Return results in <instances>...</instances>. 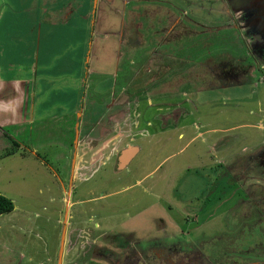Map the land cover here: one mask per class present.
I'll use <instances>...</instances> for the list:
<instances>
[{"label": "rangeland", "instance_id": "obj_1", "mask_svg": "<svg viewBox=\"0 0 264 264\" xmlns=\"http://www.w3.org/2000/svg\"><path fill=\"white\" fill-rule=\"evenodd\" d=\"M82 1L40 0L39 8L48 3L43 8L51 10L53 3L57 4L59 19L55 21L53 31L50 29L48 34L44 31L45 35L41 36V64L35 76L30 60L34 54L31 42L35 37L31 31L26 32L24 24L34 26L39 18L35 11L29 16L19 11L22 16L18 17L15 10L11 11L15 8L14 0H0L1 93L16 101L35 88L45 92L43 96L39 94V104L50 98L66 102L48 105L45 112L44 108L36 107L32 111L35 126L19 122L14 110H0V121L6 126L4 132H0V194L10 198L15 205L12 213L0 217V264H68L70 261L69 264H87L77 255L66 253L61 262L70 202L74 204L70 209L72 213L99 215L103 227L102 243L108 249L113 248L114 244L108 238L114 236V232L134 234V240L142 242V246H147L150 241L151 244L164 242L167 249H152L150 264H178L180 257L170 256L169 248L180 241L177 245L195 240L194 252L206 262L202 255L208 252L210 243L201 242L212 241L219 243V247H226V235L233 232L240 212L239 209L236 212L239 197L247 201L252 196L264 211L261 168L246 171L249 164H255L254 158L264 152V70L254 71L255 67L241 70L238 83L227 79L221 81L203 66L210 57L216 64L252 60L247 56L251 51L242 49L244 34L228 26L231 23L228 16L220 12L225 7L217 0L210 3L192 0L195 6L190 8L194 9V15H206L211 20H198L204 27L196 24L197 19L192 23L178 9L174 11L178 17H183L192 32L185 37L179 34L166 40L165 45L161 44L160 50L166 55L161 56V66L166 68L157 78L151 75L156 72L155 66L127 70L125 50L119 59L115 33L122 19L113 11L109 17L99 13L94 19L95 25L91 21L90 27L82 12L88 8V2L81 8ZM162 1L173 7L182 4L178 0ZM2 5H6L4 9ZM72 7L79 10L71 16L66 15V24L62 23L64 11H72ZM179 7L190 9L185 3ZM5 11L12 13L10 19L13 21L10 22L13 23L6 25ZM151 19H146L149 23L140 31L147 53L136 52L145 58L153 53L158 36L163 35L162 32L155 33L160 27ZM66 26L71 30H65ZM90 47L92 50L87 52ZM24 61L27 63L22 64ZM117 63L121 64L120 68ZM123 79H127L126 84L132 83V98H140L136 112L127 119L115 117L114 131L108 136H97L103 138V144L97 145L98 150H93L92 157L101 162L113 158V148L129 145L132 146L119 151L124 152L122 162L132 154L138 156L127 170L117 173L114 157L109 163L101 164L90 179H77L69 201V172L61 169L59 174L35 154L53 165L65 148L70 150L71 156L73 150L68 144L66 147L67 135L59 124L66 123L65 110L76 101H83L84 85L89 82L92 88L87 94L96 99L97 110H103V91H110L111 84L121 85ZM231 81L234 82L227 84ZM30 110L28 104L23 105L22 115H30ZM14 140H19L23 146L13 145ZM107 145L110 147L105 149ZM135 145L140 147L139 152ZM243 173V181H235L238 186L231 190L217 182L216 177L221 174L222 178L232 181ZM241 185L243 188L238 192ZM115 191L118 193L114 196ZM90 199L96 201L88 202ZM246 206L242 212L247 215ZM245 225L252 226L247 222ZM181 255L188 258L184 253ZM102 264L109 263L104 260Z\"/></svg>", "mask_w": 264, "mask_h": 264}, {"label": "flooded vegetation", "instance_id": "obj_2", "mask_svg": "<svg viewBox=\"0 0 264 264\" xmlns=\"http://www.w3.org/2000/svg\"><path fill=\"white\" fill-rule=\"evenodd\" d=\"M178 1H180V3L182 4L185 3L188 8L195 6V2H193L192 0ZM85 2H88V8L83 9L82 12L84 13V17L89 19V25L91 24V21H93L95 25L96 20L94 19L98 18L99 13H101L102 15L106 13L109 17L111 15V12L113 11L116 17L122 19V24L119 27L117 33H115L119 59L122 58V54H124L123 50H125L126 60H128V63H125V67L127 70H130V68H134V70H143L144 68L146 69L155 66L156 72L151 74L154 78L160 76V71L166 68V66H161V64H163V59L161 58V56H166L165 53H162L160 50L162 49L161 44L165 45L166 40L169 41L179 36V34H182L181 36L185 37L189 32H192V30L187 27L186 22L183 20V17H178L174 11L178 9V11L181 12L180 14H183L185 17H187L188 20H190V22L192 23H194V20L197 19L196 24L201 27H204V25L198 20L201 19L203 21H211L206 15L202 17L197 14L194 15V9L192 8L184 10L183 8L179 7L182 4L173 7L171 4L168 5L163 1L161 2V0H84L81 2L82 4H80L81 8L84 6ZM210 2H214V0H207V3ZM217 2L225 7V9L220 12L228 16L229 21L231 22L228 23V26L231 29L237 30L244 34L243 38L245 39V45L244 47H242V49L247 48L251 51L250 53L252 56L247 54L246 55L249 56L252 60L248 61L247 63H243V61L239 59L236 64L232 62L216 64L212 60V57H210L208 58L207 62H203L202 64L203 66H206L208 70L210 69L212 75L217 76V78H221V81L227 79V81L235 80L239 83L241 70H245L251 67H255L253 69L254 71L264 70V35L262 36L257 34L255 32L256 28L254 27V29L253 27H251L254 22L253 18L255 16L253 13L239 12L237 14H233L228 6V0H217ZM163 6H166V8H163ZM71 9L72 11L68 10L69 12L67 11V14L71 12H77V10H79L78 8L76 10L73 7ZM191 15L193 19L191 18ZM128 16H130V19H127ZM151 16L153 17L152 19ZM148 17L149 20L151 19V21H156L158 26L160 27V31L155 33L161 34L162 32L163 35L158 36L156 44L157 47H153L152 54H148V56L145 58L143 54L139 56V54L137 53L139 56L137 57V51L147 53L143 48L145 44L140 31L145 30L147 24L149 23V21H146ZM168 23L169 26L167 27ZM240 48L241 44L239 49ZM118 62L121 63L120 60ZM120 66L121 64L117 63V68H120ZM139 72L140 71H138L136 74H138ZM158 79L160 80V78ZM123 80V83L121 85L118 83H114V85L111 84L110 91H103V96L101 97L103 110L98 111L96 99L93 98V95L90 96L87 94V90L92 88L91 82L84 85L85 91L83 101H76L73 106H70L68 109H66L65 117H67V119L64 121L66 123L64 125L62 123H58L63 126L64 134L67 135L64 140L66 147L68 144L70 145L69 147L71 148V150H73L71 156L68 153V151L70 150L65 148V152H62L60 154L58 161L55 165H53L52 162L50 163L46 160V158L40 156L38 153H34L35 156L42 162H44L46 166L54 169L59 174L61 169H63V171L69 172V175L71 177V184L68 188L69 201L75 181L81 178H84L85 180L90 179L94 175V173L97 172L101 164L104 165L105 162L109 163L110 158H112L108 157L100 162L99 160H96L92 157V155L95 154L94 152L98 150L97 145L103 144V138L97 136L99 134H105V136L110 135L114 131L113 122L116 121V118L127 119L129 117H133L136 112L135 106L139 104L140 98H132L133 94H131L130 90V85L132 83L130 81L128 82V84H126L127 79ZM245 80H247V77ZM233 82L234 81H231L227 84H231ZM163 83L166 84L165 81ZM118 88H120L119 91L116 90ZM85 92L88 95V102L87 99H85L87 98ZM108 94L109 98L107 97ZM124 97H127V99H124ZM136 127L137 125L135 124L134 128ZM111 143L113 144L114 142L112 141ZM131 146L132 145H129L128 147ZM108 147L110 146L107 145L104 148L107 149ZM128 147H124L122 149L119 147L113 148V158L116 157L114 169L117 173L121 170H127L132 161H134L135 157L138 156L137 154L134 157L128 158L126 162H122L121 156L124 152L119 153V151H124L125 149H128ZM134 147L138 149V152L140 151V147H138L137 145H135ZM93 150L95 151L93 152ZM90 152L92 153L90 154ZM253 162H255V164H253L254 166L249 164L246 171L251 168H261L260 174H262L261 176L264 177V152L256 156ZM242 177H244V173L240 174L238 178L235 177L236 180L234 179L232 181L228 180V178L224 179V176L222 178V174L216 178L219 185L223 184V186H225V188L229 190L230 187H237L238 184H234V182L243 181L244 178ZM239 178L242 179L239 180ZM241 188H243L242 185L238 187V192L241 190ZM117 193L118 192L115 191L114 196ZM104 197L106 198L107 195H105ZM99 198H97V200ZM93 200L95 199H90L88 202H92ZM238 203L239 205L236 208V212L238 209L240 210V212H237L238 216L236 218L235 228L233 227V232H229L226 235L228 238L227 245L224 248L226 252H221V250L219 249V245H217L216 242L211 243L212 241H202L201 243H210L209 245H207L209 246L210 251L208 249V252L202 255L206 259V262L202 261L194 252V248L197 247V245L194 244L195 240H191L187 241L185 245H177L181 241L177 244H174L173 247L169 248V251L171 253L170 256L174 254L175 256L180 257L178 264H193L194 261H196L197 264H208V262H210L211 264H264V260H256L245 256V251H248L246 246L251 243L254 238L246 240V238L243 237L246 230L245 226H243L245 225L244 220L247 218V215L256 213L254 212L255 210L253 211V209H257L256 207L260 206L261 204L259 205L258 203H255L254 199H252V196L247 201L244 197H239ZM71 204L72 205L68 207L69 210L66 211L65 225L68 233L65 234V241L63 242L61 262L66 253L67 255H77L79 257V260L87 264H102V261L104 260L109 264H150L149 254L152 253V249H167L165 246H163L164 242L162 243V241H155L153 244H151L150 241L147 246H142V242H137L134 240V234L119 235L117 232H114V236L111 235L108 238L114 244L112 245V249H108L102 243V240L104 238L102 237L103 227L101 226V223L99 221V215L97 213L93 215H85L83 213L79 214L76 212L72 213L70 209L74 204ZM243 204H247L246 210L249 213L247 215L242 212L244 209ZM248 206L251 209L248 208ZM257 212H259V217L263 216L264 214V211L263 209H261V207ZM259 221L260 220H258V222ZM97 232H99V234H97ZM241 235L244 241H240ZM99 240H101V242ZM254 243L255 246L260 244L258 242ZM251 246H254V244H252ZM181 253H184L188 258L185 259L181 255ZM191 255L195 256L190 257ZM214 255H219L222 260L214 261ZM226 257L229 258L228 262L225 260ZM197 258L199 262L197 261Z\"/></svg>", "mask_w": 264, "mask_h": 264}, {"label": "crops", "instance_id": "obj_3", "mask_svg": "<svg viewBox=\"0 0 264 264\" xmlns=\"http://www.w3.org/2000/svg\"><path fill=\"white\" fill-rule=\"evenodd\" d=\"M12 3H13V6L15 8L11 9V11L15 10V12H16L18 17L22 16V12H19V11H24L23 14H26L27 16H29L30 13L35 11L36 14H37V18H39V20L42 21L41 23H39L38 22L39 20L37 19L36 24L34 26L32 24H30V23L24 24V26H27L26 27V32H27V30L31 31L32 32V36L34 35V37H35L34 41L31 42V44H32L31 47L33 48L32 50H33L34 54H32V58L30 60L33 61L34 65L33 64L32 65H33V68L35 69L34 73H35V76H36L38 74L39 66L41 64V62H40L41 36L43 34L45 35V32L47 34L50 33V32H47L50 29H51V31H53L52 28H54V26H55V21H58V19H59L58 18L59 14L57 12L59 10H56V5L57 4H54V3H53V6H52L51 10L43 8V7H47L48 3H43V7L39 8L40 0H27L26 2H24L22 0H14V2H12ZM41 4H42V2H41ZM5 6L6 5H2L3 9L5 8ZM54 7H55V9H54ZM7 12L8 11H5V16H6V18H8L6 25H8V23H13V22H10V21H13V19H10V18H12V13L10 12L11 13V15H10ZM74 13H76V12H73V13L71 12L70 14L69 13L67 14V10H66V12L64 11V17L61 18L62 23L66 24L65 20H66L67 16H71ZM86 19H87L86 22L88 23L89 19L88 18H86ZM64 24H63V26H64ZM90 27H91V24H90ZM64 28H65V30H71V28L67 27V26L64 27ZM86 31H87V27H86ZM88 50H92V48L91 47L88 48L87 52H88ZM25 63H27V62H25V61L22 62V64H25ZM0 86H2V85H0ZM35 91L36 90L34 88V91L31 90V92H29L28 94H25V96L22 97V95H21L18 99H16V101H14V99L12 97L6 98L1 93V90H0V110L1 111H6V110H9V109L14 110V113L18 117L17 119H18L19 122L22 121V122H24V124H29L30 126L32 124H34V126H35V124H36L35 121L36 120H34L32 111H35L36 107L40 106V107L44 108V112H45V108L48 107V105L50 107L51 105L53 106L54 103H61V104L66 103L65 100L60 102V100L51 99L50 98V100H48L47 102L41 100V103L39 104L40 101H37V98L39 97V94L41 96L45 95V92L40 91L39 89H37L36 93H35ZM26 104H28V107H30V109H31L30 110V115L32 113L31 116L29 114L28 115L26 114V116L24 114L22 115L21 109H22L23 105H26ZM65 112H66V110H65ZM59 114H61V111L58 113V115ZM136 125H138V123ZM34 126H33V129H35ZM5 127H6L5 126V122H1L0 121V132H1V130L4 132ZM34 132H35V130H34ZM42 133H43V131H42ZM0 136H2V134H0ZM19 144L21 146H23L21 143H19ZM13 145H14V143H13ZM137 152H138V149H137ZM133 156H134V154L131 157H133ZM71 205L72 204L70 203V206Z\"/></svg>", "mask_w": 264, "mask_h": 264}, {"label": "trees", "instance_id": "obj_4", "mask_svg": "<svg viewBox=\"0 0 264 264\" xmlns=\"http://www.w3.org/2000/svg\"><path fill=\"white\" fill-rule=\"evenodd\" d=\"M13 143H14V145L18 144L20 146V144L17 141H14ZM231 188L232 187H230L229 190H231ZM260 207L262 209V205L256 207L257 209H254L255 210L254 212H256V213H253L252 215H247V218H246L247 221H246V219L244 220L245 222H247L248 224H251L252 226L243 225L246 228L245 233H244L245 235H243V237H245L246 240L247 239H253L254 236L256 238V239L254 238L256 241H252L251 243H249L246 246L248 251L247 252L245 251V254H246L245 256L252 258V259H256V260H264V220L261 221V223H257L259 219L260 220L264 219V214H263V216L259 217V213H257V211L260 210ZM14 209H15L14 202L10 198L0 194V217L5 215V214L12 213L14 211ZM248 229H250V231ZM243 237L241 235L240 241H244ZM254 242L260 243L259 244L260 246L259 245L255 246ZM216 244L219 245V243H217V242H216ZM252 244H254L255 248H254V246H251ZM224 248H225V246L219 247L221 252H226L224 250ZM243 248H244V246H243ZM227 253H228V251H227ZM213 259H214V261L222 260V258L219 255H214ZM225 260L228 262L229 258L226 257Z\"/></svg>", "mask_w": 264, "mask_h": 264}, {"label": "water", "instance_id": "obj_5", "mask_svg": "<svg viewBox=\"0 0 264 264\" xmlns=\"http://www.w3.org/2000/svg\"><path fill=\"white\" fill-rule=\"evenodd\" d=\"M228 6L233 14L239 12L253 13L255 16L251 27L256 28L254 29L257 34L264 35V0H228Z\"/></svg>", "mask_w": 264, "mask_h": 264}]
</instances>
